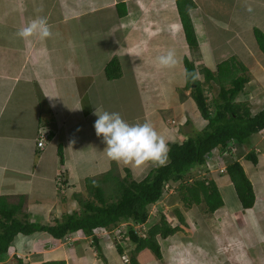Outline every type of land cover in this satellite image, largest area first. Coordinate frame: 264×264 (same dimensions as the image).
<instances>
[{
    "label": "crops",
    "instance_id": "crops-1",
    "mask_svg": "<svg viewBox=\"0 0 264 264\" xmlns=\"http://www.w3.org/2000/svg\"><path fill=\"white\" fill-rule=\"evenodd\" d=\"M191 1L195 50L187 45L175 0H0V197L21 204L19 219L55 225L78 210L80 200L87 201L85 180L114 170L116 163L107 157L106 145L95 133L96 109L118 112L130 124L148 121L167 144L181 143L200 131L205 122L190 96L191 88H185V59L201 74L204 69L214 72L218 64L234 58L244 67L237 101L246 102L253 113L260 111L264 53L254 30L264 35V0ZM37 16L48 18L54 36L44 41L34 38L28 44L15 34ZM170 49L176 53L177 66L158 68L156 58ZM112 60L118 63L119 75L108 77L105 68ZM41 125L51 131L39 151L35 139ZM263 136L264 130L254 134L240 152L239 163L253 188L252 207L242 208L237 199L235 209L230 205L221 211L223 202L213 214L201 212V222L191 208L179 209L188 233L174 237L179 228L167 243L174 250L168 248L166 253V239H159L162 259L152 255L154 262L148 264L176 260L201 264L213 257H221V264H264ZM251 150L256 163L244 158ZM219 159L217 164L224 163ZM250 164L248 176L245 167ZM61 169L68 184L64 193L57 184ZM117 170L119 177L129 171L136 180L145 168L133 171L117 165ZM216 176L230 178L217 172L207 175L220 195V188L230 183L235 191L231 181L217 184ZM174 193L175 189L163 201ZM203 227L212 234L207 250L187 240L189 234L197 240L196 232ZM107 232L112 233L94 232L99 236L98 253L82 231L70 233L67 242L43 231L17 234L0 264H21L23 259L28 264H121L110 245L114 235ZM185 258L188 263L181 261Z\"/></svg>",
    "mask_w": 264,
    "mask_h": 264
},
{
    "label": "trees",
    "instance_id": "trees-1",
    "mask_svg": "<svg viewBox=\"0 0 264 264\" xmlns=\"http://www.w3.org/2000/svg\"><path fill=\"white\" fill-rule=\"evenodd\" d=\"M176 8L186 42L189 48L195 50L197 42L193 31L189 11L194 4L191 0H175ZM121 4V3H119ZM120 6V5H118ZM123 14V9H119ZM258 47L264 53V35L254 30ZM185 69L188 72L196 71L192 62L185 59ZM108 77L119 75V66L116 60L109 62L105 68ZM244 67L235 59L226 60L217 65L214 72L204 69L202 78L192 81L186 78V89H190V96L195 102L201 119L205 126L193 136L187 137L181 143H169L168 163L164 167H153L141 180L130 179L129 171L121 178L113 171L85 180L87 201L80 200V208L57 221L55 225L45 226L17 217L21 204L12 205L6 197H0V259L8 252L11 243L17 234L32 235L36 232H46L54 239H63L70 233L82 231L84 235L92 238V246L99 251V236L94 233L101 230H112L121 223L142 224L148 219L149 206L157 203L163 195L164 185L175 186L179 201L185 209L193 206H203L206 214H213L222 207L223 201L215 183L209 179H193L188 182L187 174L194 167H202L210 159L215 150L220 152L219 158L224 159L227 165L226 174L235 189L236 196L244 209L251 208L254 203V193L251 182L247 178L239 160L231 161L223 153L227 146L234 142L238 146L239 156L241 150L250 145V138L264 130V103L260 111L253 113L246 102L237 101L242 91V80L239 73ZM210 82L220 86L217 97L208 99L205 94V85ZM229 85V87H227ZM62 157V150L58 148ZM255 152L249 151L246 160L256 163ZM62 162V161H61ZM113 174V176H112ZM110 183V184H108ZM114 185L113 195L105 192V187ZM64 190L67 182L62 180ZM180 224L185 219L179 208L173 211ZM179 227L168 223L165 215L161 214L159 222L150 226L143 237H139L133 228L128 225L125 237L133 246L130 250L126 264H140L137 255L142 250H149L155 258L162 259L159 239L173 236ZM114 247L120 257L125 250L116 241ZM45 264H65L64 261L48 262Z\"/></svg>",
    "mask_w": 264,
    "mask_h": 264
},
{
    "label": "clouds",
    "instance_id": "clouds-1",
    "mask_svg": "<svg viewBox=\"0 0 264 264\" xmlns=\"http://www.w3.org/2000/svg\"><path fill=\"white\" fill-rule=\"evenodd\" d=\"M15 35L31 44L34 38L41 41L51 39L54 33L48 18L37 16L20 28ZM155 63L161 69L175 68L178 64L175 51L170 49L166 54L158 56ZM184 75L186 78L191 77L193 82L201 78L198 70L188 72L185 69ZM93 114L97 117L94 123L95 133L98 138L102 137L106 145L104 152L118 166L135 171L149 165L154 167L167 165L168 144L165 137L150 122L130 124L118 112L110 113L99 109Z\"/></svg>",
    "mask_w": 264,
    "mask_h": 264
},
{
    "label": "rangeland",
    "instance_id": "rangeland-1",
    "mask_svg": "<svg viewBox=\"0 0 264 264\" xmlns=\"http://www.w3.org/2000/svg\"><path fill=\"white\" fill-rule=\"evenodd\" d=\"M227 87H229V85H227ZM219 88H220V86L218 85V83H213V82H210V84H208V85H205V87H204V89H205V94L207 95V97H208V99H212V98H216L217 97V95H218V93H219ZM260 146H258L257 145V147H256V149H258ZM259 150V152H260V150H261V148L260 149H258ZM219 161L221 162V159H219ZM154 166H151V165H149V166H147L146 168H145V171H144V174L141 176V177H139V179H141V178H143V177H145L148 173H149V171L153 168ZM251 164L249 165V167L248 166H246L245 167V171H246V173H248L249 175L248 176H250L252 173H251ZM193 169H198V167H194ZM117 165L116 164H114V170H113V174L114 175H116L117 174ZM113 174H112V176H113ZM247 175V174H246ZM88 179H92V178H88ZM130 179H133L134 180V178H133V176H132V174L130 175ZM139 179H136V180H139ZM227 177L226 176H223V177H221V176H216V182H217V184H218V182H220V181H227V183H229L230 181L227 179ZM108 184H110V183H108ZM176 186V185H175ZM114 188V185L111 183V185L110 186H107V187H105V192L107 193V196L108 195H110L111 194V196L113 195V189ZM221 189V198H222V201L224 202V208L222 207L221 208V211H224L225 209H230L232 206H234V208L233 209H235L236 208V200L238 199L237 198V196H236V193H235V191L233 190V188H232V185H231V183L230 184H228V185H225V186H223V187H221L220 188ZM115 191V190H114ZM166 196H169V194H165ZM166 196H165V198H166ZM238 201V200H237ZM164 203H165V206L166 207H163L162 208V210L161 211H159V210H156V211H154V213H155V217L154 218H151V222H150V226L151 225H153V224H155V223H158L159 222V217H160V215L161 214H163V215H165L166 216V218H167V221H168V223L170 224V225H175V226H178L179 228H180V230L174 235V237L176 236V235H178L179 237H182V238H184L185 237V232L186 233H188L185 229H186V223H184V224H180L178 221H175V219H174V214H173V211H174V209L175 208H179V209H182L183 210V207H182V205H181V202L179 201V196L177 195V192H176V194L174 193V195H172L171 196V198L169 199V197H168V200H167V202L164 200ZM230 205H232V206H230ZM203 210H204V207L203 206H193L192 208H191V210H190V212H192V215L194 216V217H197L196 218V221H198V222H201L200 221V217H201V212L203 213ZM194 213V214H193ZM212 217H210V219H211ZM191 219H193V218H191ZM182 225V226H181ZM201 226H202V224H201ZM205 227V226H204ZM202 228L201 230H199L198 232H196V238H197V240L194 238V235L193 234H189L188 236V241L194 246V247H196V246H199V247H202L203 248V250H207V249H210V247H211V243L213 242L212 241V239L210 240V238L212 237V234H210L209 232H208V230L206 229V228ZM177 236V237H178ZM173 236H170V237H168V239H166L165 241H164V243L165 244H167L168 243V240L170 239V238H172ZM114 239V237L111 235L110 236V245L111 244H113V248H114V242L116 241V240H113ZM176 239V238H175ZM227 240H225V242H226ZM159 242H161L160 244H162L163 242L161 241V240H159ZM197 243H199L198 245H196ZM169 244V243H168ZM166 245V247H165V249H163V253H166V251H168V248H170V249H172V250H174L173 249V247H174V245H172V244H170V245ZM164 245V244H163ZM16 246H17V244H16ZM18 247V246H17ZM133 246L130 244V243H128L127 244V246L125 247V248H123L124 250H125V254H126V258L128 259L129 258V255H130V249L132 248ZM164 247V246H163ZM227 247H228V249H229V247H231L230 245H229V243H228V245H227ZM226 250V248H225V246L223 247V250ZM177 250V249H176ZM178 251V250H177ZM227 251V250H226ZM108 256L110 255V252L109 253H106ZM153 254L149 251V250H142L141 252H139L138 253V255H137V260L139 261V263L140 264H148L149 262H154V260L152 259V258H150L151 256H152ZM154 257V256H153ZM218 259H221V257L220 258H210V259H208V260H204L203 261V263H201V264H207L208 262H211V263H215V264H221V260H218ZM120 260H121V257H120ZM191 260L192 259H190V262H191ZM108 261V260H107ZM115 261V263H116V259L114 260V258H113V262ZM174 261V260H173ZM181 261H183V262H185V261H187V258H185V259H182ZM180 261V262H181ZM121 264H125L126 262H123L122 260H121ZM178 260H176L175 262H174V264H178ZM187 263H188V261H187Z\"/></svg>",
    "mask_w": 264,
    "mask_h": 264
},
{
    "label": "built area",
    "instance_id": "built-area-1",
    "mask_svg": "<svg viewBox=\"0 0 264 264\" xmlns=\"http://www.w3.org/2000/svg\"><path fill=\"white\" fill-rule=\"evenodd\" d=\"M173 123V122H172ZM50 127L48 125H41V127H39V130L37 131V136H36V147L39 151L44 150L46 143L49 139V134H50ZM264 137V136H263ZM227 150L224 151L223 155L228 158L231 161L234 160H239L241 156H239V151H238V146L236 145V143L231 142L227 147ZM219 155L220 152L215 150L212 154V156L210 157V159L206 162V164L202 167H199L198 169H192L188 174V182H191L193 179H204L207 177V175H209V173H213V172H217L219 174H226V169H227V165L229 163L225 162L222 164H217V160L219 159ZM64 174L65 171L64 169H61V171L59 172V174L57 175V184H58V189L61 193H64V186L62 184V180L64 179ZM163 195L160 201H158L157 203H155L154 205L149 206L148 208V219L146 222L142 223V224H133V223H121L119 224L116 228L112 229L111 232L114 235V240H116V243H118L120 245L121 248H125L127 246L128 243L131 244V242L127 239V237H125V230L126 227L128 225H130L133 230L135 231V233L139 236V237H143L146 232L148 231V229L150 228V220L151 218H154L156 215L154 213V211L159 210L161 211L163 207L165 206V203L163 201V199L165 198V194H170L172 191H174V186H170V184H165L164 185V190H163ZM106 233V231H105ZM110 233V232H107ZM110 233V234H112ZM70 237L66 236L64 238V240L70 241ZM92 244V238H90L89 241V245L91 246ZM121 260L123 262H128V259L126 258V255H122L121 256ZM125 263V264H126ZM21 264H28V261L26 259H23Z\"/></svg>",
    "mask_w": 264,
    "mask_h": 264
},
{
    "label": "water",
    "instance_id": "water-1",
    "mask_svg": "<svg viewBox=\"0 0 264 264\" xmlns=\"http://www.w3.org/2000/svg\"><path fill=\"white\" fill-rule=\"evenodd\" d=\"M191 88H194V85H192Z\"/></svg>",
    "mask_w": 264,
    "mask_h": 264
}]
</instances>
